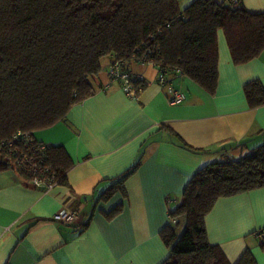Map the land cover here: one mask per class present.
Returning a JSON list of instances; mask_svg holds the SVG:
<instances>
[{
    "label": "crops",
    "instance_id": "1",
    "mask_svg": "<svg viewBox=\"0 0 264 264\" xmlns=\"http://www.w3.org/2000/svg\"><path fill=\"white\" fill-rule=\"evenodd\" d=\"M191 1L178 4L182 8ZM240 3L249 11H264V0ZM217 40L214 94L173 71L166 72L163 86L159 67L132 60L129 70L146 86L130 95L108 77L113 57L102 59V70L92 80L94 93L73 105L63 121L33 133L64 147L73 162L67 184L40 190L16 171L0 170V264H160L166 259L169 249L159 231L197 169L264 143V104L250 107L243 90L252 79L264 86V49L235 64L222 29ZM168 86L185 99L171 103ZM141 151L144 157L124 182L125 192L98 199ZM118 203L122 209L107 218L104 212ZM62 207L77 211V219L54 221L52 215ZM205 225L209 242L231 263L249 249L257 264H264V235H256L264 227V186L218 198Z\"/></svg>",
    "mask_w": 264,
    "mask_h": 264
},
{
    "label": "trees",
    "instance_id": "2",
    "mask_svg": "<svg viewBox=\"0 0 264 264\" xmlns=\"http://www.w3.org/2000/svg\"><path fill=\"white\" fill-rule=\"evenodd\" d=\"M219 29L235 64L264 49V11H249L241 3L230 7L222 0H193L180 8L178 0H0V170L12 169L29 182L1 142L18 131L33 135L63 121L73 105L94 93L92 80L104 57L158 63L214 94ZM134 82L140 90L146 86L144 79ZM243 90L250 107L264 104L260 80L247 81ZM166 130L190 148L174 130ZM20 149L27 147L21 143ZM41 157L51 165L57 184H67L73 162L64 147L49 144ZM143 157L141 151L98 199L124 193V182ZM263 186L264 143L201 165L159 231L169 249L160 264H257L249 249L231 263L209 242L205 216L218 198ZM121 209L118 203L104 213L111 218Z\"/></svg>",
    "mask_w": 264,
    "mask_h": 264
},
{
    "label": "built area",
    "instance_id": "3",
    "mask_svg": "<svg viewBox=\"0 0 264 264\" xmlns=\"http://www.w3.org/2000/svg\"><path fill=\"white\" fill-rule=\"evenodd\" d=\"M230 7H235L240 4V0H222ZM143 61V60H142ZM145 62V61H143ZM155 64L159 67L158 82L166 86L167 78L166 71L160 67L158 63L147 62ZM182 75L181 72L177 71ZM108 77L111 81L116 82L121 89L130 95H135L136 90L140 87L136 86L134 80L143 79L141 76L133 74L127 62L123 60L114 59L108 68ZM169 92V101L171 103L180 102L185 99V94L171 86L167 88ZM21 143L27 147L21 150ZM49 144L42 142L34 137L30 132H16L10 139L1 142V148L9 152L13 157L14 165L18 172L25 173L29 176V182L40 190H48L58 185L52 171L51 165L44 163L41 155ZM78 217V212L67 207H62L57 210L52 219L62 223H72ZM257 236L264 235V227L256 231Z\"/></svg>",
    "mask_w": 264,
    "mask_h": 264
},
{
    "label": "rangeland",
    "instance_id": "4",
    "mask_svg": "<svg viewBox=\"0 0 264 264\" xmlns=\"http://www.w3.org/2000/svg\"><path fill=\"white\" fill-rule=\"evenodd\" d=\"M182 228H183V224L181 223V224L178 226L177 230H178V231H181Z\"/></svg>",
    "mask_w": 264,
    "mask_h": 264
}]
</instances>
